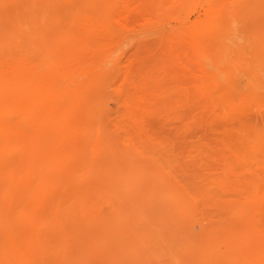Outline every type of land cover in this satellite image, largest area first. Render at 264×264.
I'll return each instance as SVG.
<instances>
[{"label":"rangeland","instance_id":"374dc122","mask_svg":"<svg viewBox=\"0 0 264 264\" xmlns=\"http://www.w3.org/2000/svg\"><path fill=\"white\" fill-rule=\"evenodd\" d=\"M0 27V264H264V0H0Z\"/></svg>","mask_w":264,"mask_h":264},{"label":"bare ground","instance_id":"6f19581e","mask_svg":"<svg viewBox=\"0 0 264 264\" xmlns=\"http://www.w3.org/2000/svg\"><path fill=\"white\" fill-rule=\"evenodd\" d=\"M1 28V31H2V29L4 30L6 27H0ZM13 28V27H12ZM11 28V29H12ZM11 29H10V31H11ZM13 29H15V28H13ZM12 29V30H13ZM16 30H17V28H16ZM9 31V30H8ZM18 31V30H17ZM6 32V31H5ZM15 32V31H14ZM12 34H13V32H12ZM5 37V36H4ZM19 37V36H18ZM20 38V37H19ZM5 41H6V39H5ZM2 44H3V42H2ZM8 44V43H7ZM4 46V45H3ZM6 46V45H5ZM7 87V86H6ZM7 89V88H6Z\"/></svg>","mask_w":264,"mask_h":264}]
</instances>
